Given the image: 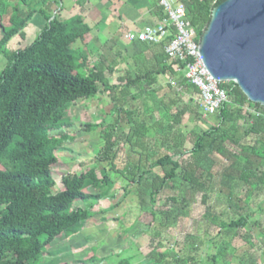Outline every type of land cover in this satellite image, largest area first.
Here are the masks:
<instances>
[{
  "label": "trees",
  "instance_id": "1",
  "mask_svg": "<svg viewBox=\"0 0 264 264\" xmlns=\"http://www.w3.org/2000/svg\"><path fill=\"white\" fill-rule=\"evenodd\" d=\"M179 1L186 5L188 19L200 38L212 10L226 0ZM57 3L58 0H0V56L7 62L0 72V264H42L47 248L55 240L74 235L96 216L94 210L108 199L115 187L112 173L129 185L145 182L152 197L172 188L178 173L182 184L192 189H223L228 180L231 182L227 186L228 196L244 192L245 208L240 210L248 211L252 200L264 191V163L259 167L249 164V157L256 155L260 147L264 148V108L249 102L235 84L225 83L223 89L228 93L230 104L216 117L218 125L201 134L189 133L186 138L177 130L172 135L174 146L182 150L187 140L192 149L178 158L166 155L150 161L145 143L138 142L161 133L164 127L155 123L147 128L137 121L138 114L119 107L117 86L107 79V73L114 72L115 62L110 63L104 57L95 60L94 54L84 46L90 29L81 17L63 21L58 12L54 16L49 14L52 5ZM37 15L46 22L37 39L23 50L10 51L11 41L22 38ZM78 44L83 47L75 49ZM145 47L133 56L137 68L135 77L118 78L126 93L132 88L140 91L152 88L158 77L168 76L174 83L179 78L190 96L200 97L184 75L173 70L162 46ZM99 86L109 94L116 113L134 124L128 131L126 144L131 148L137 144L143 149L140 160L146 154L149 170L143 172L140 161L132 163L121 158L119 121L102 129L88 125L86 132L101 129L104 145L94 156L91 168L65 176L62 187L57 189L52 172L60 164L64 145L74 140V136L68 133L51 136V133L71 127L70 114L75 104L95 99ZM137 99L136 95L131 97V100ZM173 107L164 114L170 125L167 133L162 134L168 138L174 133L173 124L178 127L181 119L180 112ZM245 108L261 116H254ZM145 112L150 114L152 110L146 108ZM207 162H211L209 169L205 168ZM102 164L110 169L107 171ZM238 164L243 165L238 179L231 180L228 173ZM152 169H159L161 174L148 182L146 177ZM88 189L101 195L88 194L85 192ZM78 202L81 206L74 208ZM252 216L249 212L230 226L250 227ZM258 228L264 236V226L259 224ZM148 257L155 264H163L167 254L154 249ZM189 263L190 260L181 258L176 262ZM120 264H130V261Z\"/></svg>",
  "mask_w": 264,
  "mask_h": 264
},
{
  "label": "rangeland",
  "instance_id": "2",
  "mask_svg": "<svg viewBox=\"0 0 264 264\" xmlns=\"http://www.w3.org/2000/svg\"><path fill=\"white\" fill-rule=\"evenodd\" d=\"M57 12L59 10L55 6L49 10L52 16ZM45 24L41 17H34L24 36L13 39L8 49L18 51L30 46ZM105 45L96 44L93 53L97 58L100 54L107 55L108 58H105L108 62L116 64L114 72L107 73V79L111 85L117 86L119 107L138 114L137 121L147 128L155 123L164 127L161 133L138 142L142 145L145 143L150 161L166 155L178 158L192 149L187 140L182 150L174 146L172 135L177 130L186 138L189 133L201 134L218 125L217 118L202 119L200 97L190 96L179 83V78L176 80L178 83L171 86L168 76H160L152 88L143 91L132 88L126 93L124 85L118 83V78L125 75L135 77L137 68L133 56L140 54L143 48L129 50L123 44L115 43L111 46L113 53H109ZM6 64L5 58L0 56V72ZM134 95L139 99L131 100ZM173 106L180 112L181 119L178 127L172 123L174 133H170L168 138L162 134L167 133V126L170 125L164 114L166 109ZM146 108L152 112L147 114ZM70 116L73 120L71 127L51 133V136L60 133L74 136V140L64 145V151L59 155L60 164L52 172L57 189L62 187L61 180L65 176L81 174L93 166L94 156L104 145L100 130L116 121H119L117 134L122 143L121 158L132 163L140 161L142 171L149 170L146 154L140 160L143 149L137 144L133 148L126 144L128 131L134 128V124H129L124 115L116 113L114 103L102 86H99V94L95 99L78 101ZM88 125H96L101 129L86 132ZM263 163L264 148L260 147L256 155L249 157V164L259 167ZM101 167L107 171L110 169L107 164ZM242 167V164H238L229 171L228 177L231 180L238 179V171ZM205 168H211V162L205 163ZM160 174L159 169H152L146 181L152 182ZM111 180L115 187L108 194V199L101 201L94 210L96 216L76 230L74 235L55 240L47 248L42 264H120L126 261H130V264H155L148 257L154 249L160 254H167L163 264H176L178 258L190 260L189 264H264V236L258 228L259 224L264 226V191L252 200L248 211L242 212L240 209L245 208L242 200L244 192L229 197L227 186L231 182L228 180L222 190L192 189L182 184L178 173L173 187L161 191L155 197L151 196L145 182L129 185L120 180L116 173L111 174ZM85 192L101 195L93 189ZM80 206L78 202L74 208ZM249 212L253 213L250 227L230 226ZM256 216L259 218L256 219Z\"/></svg>",
  "mask_w": 264,
  "mask_h": 264
},
{
  "label": "water",
  "instance_id": "3",
  "mask_svg": "<svg viewBox=\"0 0 264 264\" xmlns=\"http://www.w3.org/2000/svg\"><path fill=\"white\" fill-rule=\"evenodd\" d=\"M199 52L215 80L235 84L264 108V0H226L214 8Z\"/></svg>",
  "mask_w": 264,
  "mask_h": 264
},
{
  "label": "built area",
  "instance_id": "4",
  "mask_svg": "<svg viewBox=\"0 0 264 264\" xmlns=\"http://www.w3.org/2000/svg\"><path fill=\"white\" fill-rule=\"evenodd\" d=\"M162 20L154 26L124 36L127 44L162 46L164 54L173 64L176 73L184 75L185 80L200 94L203 120L216 118L224 106L230 104L228 93L223 89L225 83L215 80L207 71L199 52L197 30L188 19L187 7L179 0H158ZM173 86L174 82L170 81ZM248 113L259 117L260 113L245 108Z\"/></svg>",
  "mask_w": 264,
  "mask_h": 264
},
{
  "label": "crops",
  "instance_id": "5",
  "mask_svg": "<svg viewBox=\"0 0 264 264\" xmlns=\"http://www.w3.org/2000/svg\"><path fill=\"white\" fill-rule=\"evenodd\" d=\"M157 0H58L52 7H58V15L63 21L81 17L90 29L84 46L94 52L96 44H106L109 53H113V44H123L126 49L136 47L146 48L145 45L127 44L124 36L142 30L146 26H154L162 20L161 12L156 5ZM155 4V5H154ZM40 16H36L39 18ZM29 26V25H28ZM83 47L77 45L79 49ZM94 54V53H93ZM108 58L100 54L97 58ZM171 81V80H170ZM251 214H253L251 212ZM252 220H249L251 224Z\"/></svg>",
  "mask_w": 264,
  "mask_h": 264
}]
</instances>
